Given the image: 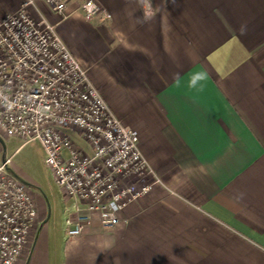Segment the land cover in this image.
I'll return each mask as SVG.
<instances>
[{
    "label": "crops",
    "instance_id": "0c3cea01",
    "mask_svg": "<svg viewBox=\"0 0 264 264\" xmlns=\"http://www.w3.org/2000/svg\"><path fill=\"white\" fill-rule=\"evenodd\" d=\"M21 1L0 0V16ZM82 1L64 0L56 31L137 131L151 187L114 226L93 213L72 236L75 200L56 182L59 211L31 193L37 221L17 264H264V0H96L107 21Z\"/></svg>",
    "mask_w": 264,
    "mask_h": 264
},
{
    "label": "built area",
    "instance_id": "2783aa9c",
    "mask_svg": "<svg viewBox=\"0 0 264 264\" xmlns=\"http://www.w3.org/2000/svg\"><path fill=\"white\" fill-rule=\"evenodd\" d=\"M42 2L57 22L36 0L0 16V130L41 146L45 167L75 200L66 234L79 235L93 213L102 227L117 224L126 205L150 190L151 168L137 131L112 112L58 35L57 23L68 16L64 0ZM79 9L86 18L111 19L96 0H83ZM10 163L0 156V264L26 258L37 221L36 202Z\"/></svg>",
    "mask_w": 264,
    "mask_h": 264
},
{
    "label": "rangeland",
    "instance_id": "374dc122",
    "mask_svg": "<svg viewBox=\"0 0 264 264\" xmlns=\"http://www.w3.org/2000/svg\"><path fill=\"white\" fill-rule=\"evenodd\" d=\"M21 143L19 137H7L0 130V153L10 157L9 167L13 174L33 195L47 198L50 205L53 204L59 211L60 190L50 170L43 163L44 152L41 146L36 142Z\"/></svg>",
    "mask_w": 264,
    "mask_h": 264
},
{
    "label": "clouds",
    "instance_id": "9594fccd",
    "mask_svg": "<svg viewBox=\"0 0 264 264\" xmlns=\"http://www.w3.org/2000/svg\"><path fill=\"white\" fill-rule=\"evenodd\" d=\"M149 19H150V17L146 15L143 19H139V20H138V23H145V22H147Z\"/></svg>",
    "mask_w": 264,
    "mask_h": 264
}]
</instances>
